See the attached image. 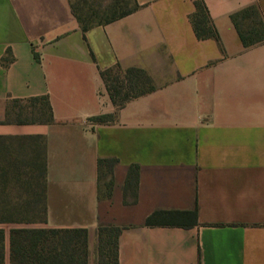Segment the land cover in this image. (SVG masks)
Instances as JSON below:
<instances>
[{"label":"crops","instance_id":"crops-1","mask_svg":"<svg viewBox=\"0 0 264 264\" xmlns=\"http://www.w3.org/2000/svg\"><path fill=\"white\" fill-rule=\"evenodd\" d=\"M136 1L83 31L70 0H0V135L45 138L44 226L85 228L88 264L100 224L122 228L119 264H264V40L244 46L231 19L255 5L264 20V0H204L219 40L196 36L195 0ZM116 66L155 88L117 110L101 76ZM36 96L52 123H1L10 100ZM100 158L117 159L101 181ZM158 210L188 213L146 224Z\"/></svg>","mask_w":264,"mask_h":264},{"label":"trees","instance_id":"trees-1","mask_svg":"<svg viewBox=\"0 0 264 264\" xmlns=\"http://www.w3.org/2000/svg\"><path fill=\"white\" fill-rule=\"evenodd\" d=\"M119 3L123 9L116 12L115 8ZM70 5L83 31L114 21L139 7L136 0H115L107 6L96 0H70ZM231 19L244 46L264 40V20L255 5L231 14ZM190 21L199 39L219 40L204 0H195V10L190 14ZM101 76L117 110L130 99L155 88L150 75L141 68L122 69L116 66L102 70ZM115 117L116 114H101L90 117V120L107 123ZM53 121L52 107L47 96H36L27 100H10L1 123L35 124ZM26 144L31 148L30 161L27 162L21 161V156L18 155ZM116 163V158L99 159L100 181L105 175H112ZM111 183L112 178L106 183L108 190ZM138 185L139 166L132 164L124 191L126 196L130 194L133 201L137 199ZM15 186H26L27 199H21L20 194L19 200L13 198L11 192ZM46 186L45 138L41 135H0V264H6V231L2 224L13 225L9 229L10 264H88V232L85 228L27 226L32 223H47ZM186 213L188 211L158 210L146 219V224L160 223L156 219L158 216L166 219L161 223L173 224V220L168 219ZM190 213L194 216L197 214L196 210ZM121 230V227L115 225H99L97 264H119L118 238Z\"/></svg>","mask_w":264,"mask_h":264},{"label":"rangeland","instance_id":"rangeland-1","mask_svg":"<svg viewBox=\"0 0 264 264\" xmlns=\"http://www.w3.org/2000/svg\"><path fill=\"white\" fill-rule=\"evenodd\" d=\"M115 0H96L97 3H102L103 6H107V5H110L114 2ZM120 1V0H119ZM123 9V6L122 4H118V6L115 8L116 12L117 11H121ZM29 154H31V148L26 144L24 147H23V150H20V154H18L19 156H21V161L24 160V161H30V156ZM15 185V183H14ZM26 186H23V188H19L18 186H15L13 188V191L11 192V195L13 196V198L17 201L19 200V195L20 194L22 196L21 199H27V196L28 194L25 193V189ZM23 225V224H21ZM13 225L12 224H2V227L5 228V231H6V239H5V263L6 264H10V261H9V229L10 227H12ZM27 226H33V227H39V226H44V224H41V223H32V224H27Z\"/></svg>","mask_w":264,"mask_h":264}]
</instances>
